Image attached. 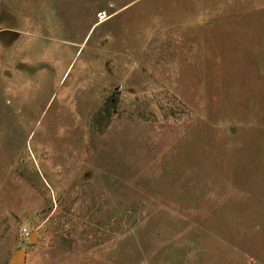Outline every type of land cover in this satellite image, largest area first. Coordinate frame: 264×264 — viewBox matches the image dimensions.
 <instances>
[{"label": "rangeland", "instance_id": "374dc122", "mask_svg": "<svg viewBox=\"0 0 264 264\" xmlns=\"http://www.w3.org/2000/svg\"><path fill=\"white\" fill-rule=\"evenodd\" d=\"M0 264H264V0H0Z\"/></svg>", "mask_w": 264, "mask_h": 264}, {"label": "built area", "instance_id": "2783aa9c", "mask_svg": "<svg viewBox=\"0 0 264 264\" xmlns=\"http://www.w3.org/2000/svg\"><path fill=\"white\" fill-rule=\"evenodd\" d=\"M20 234H21L22 236H24V237H27V236L29 235V231H28V229H27L26 227H22V228L20 229Z\"/></svg>", "mask_w": 264, "mask_h": 264}]
</instances>
